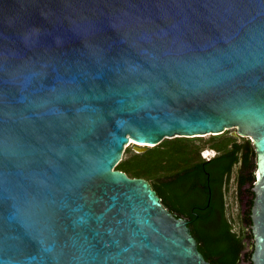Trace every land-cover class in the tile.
Instances as JSON below:
<instances>
[{
  "label": "water",
  "instance_id": "95a60500",
  "mask_svg": "<svg viewBox=\"0 0 264 264\" xmlns=\"http://www.w3.org/2000/svg\"><path fill=\"white\" fill-rule=\"evenodd\" d=\"M229 129L264 264V0H0V264H210L115 167Z\"/></svg>",
  "mask_w": 264,
  "mask_h": 264
},
{
  "label": "trees",
  "instance_id": "16d2710c",
  "mask_svg": "<svg viewBox=\"0 0 264 264\" xmlns=\"http://www.w3.org/2000/svg\"><path fill=\"white\" fill-rule=\"evenodd\" d=\"M205 148L214 152L209 159L200 155ZM125 152L127 157L115 169L129 178L146 180L162 206L176 218L190 216L187 227L206 261L251 264L253 240L248 228L252 199L243 217L246 228L242 232L234 231L226 219L223 200L226 180L234 166L240 167L239 188L248 183L251 192L256 181V156L249 140L238 142L225 131L207 140L164 139L141 153L130 148ZM192 208L196 211L191 214Z\"/></svg>",
  "mask_w": 264,
  "mask_h": 264
},
{
  "label": "rangeland",
  "instance_id": "374dc122",
  "mask_svg": "<svg viewBox=\"0 0 264 264\" xmlns=\"http://www.w3.org/2000/svg\"><path fill=\"white\" fill-rule=\"evenodd\" d=\"M228 135L233 136L236 133V129H229L226 131ZM209 135L203 136L202 140L209 139ZM236 138L238 142H242L244 140H249V138H240L237 136H233ZM142 144H137L134 141H129L125 144L124 153L122 155V160L127 157V153L125 150L130 148L135 151V148L140 147ZM208 150V152H204ZM204 153H203V152ZM200 153L201 157L211 158L214 155V152L209 149H203ZM240 175V167L236 165L233 167L231 174L226 180V184L223 191V200L225 207V217L230 222L232 229L234 231L242 232L246 225L243 222V217L245 213L248 211L250 200L252 199V194L248 190L250 189V184H245L242 188L238 187V177ZM247 230V229H246ZM244 264V263H241Z\"/></svg>",
  "mask_w": 264,
  "mask_h": 264
},
{
  "label": "flooded vegetation",
  "instance_id": "af4514ba",
  "mask_svg": "<svg viewBox=\"0 0 264 264\" xmlns=\"http://www.w3.org/2000/svg\"><path fill=\"white\" fill-rule=\"evenodd\" d=\"M211 151V150H210ZM209 159V158H208ZM196 210L194 209V208H192L191 209V214H192V212L194 213ZM184 218V219H183ZM183 218H181V219H183V220H187V219H189L190 218V216L189 215H183Z\"/></svg>",
  "mask_w": 264,
  "mask_h": 264
},
{
  "label": "bare ground",
  "instance_id": "6f19581e",
  "mask_svg": "<svg viewBox=\"0 0 264 264\" xmlns=\"http://www.w3.org/2000/svg\"><path fill=\"white\" fill-rule=\"evenodd\" d=\"M129 141H134V140H132V139H129ZM135 142V141H134ZM135 143H137V142H135ZM138 144V143H137Z\"/></svg>",
  "mask_w": 264,
  "mask_h": 264
},
{
  "label": "clouds",
  "instance_id": "9594fccd",
  "mask_svg": "<svg viewBox=\"0 0 264 264\" xmlns=\"http://www.w3.org/2000/svg\"><path fill=\"white\" fill-rule=\"evenodd\" d=\"M202 152H203V151H202ZM204 152H208V150H205ZM204 152H203V153H204ZM203 158H205V157H203Z\"/></svg>",
  "mask_w": 264,
  "mask_h": 264
},
{
  "label": "built area",
  "instance_id": "2783aa9c",
  "mask_svg": "<svg viewBox=\"0 0 264 264\" xmlns=\"http://www.w3.org/2000/svg\"><path fill=\"white\" fill-rule=\"evenodd\" d=\"M206 158V157H205Z\"/></svg>",
  "mask_w": 264,
  "mask_h": 264
}]
</instances>
